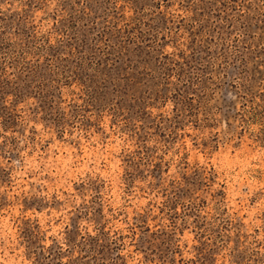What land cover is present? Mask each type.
Segmentation results:
<instances>
[{"label":"rangeland","instance_id":"obj_1","mask_svg":"<svg viewBox=\"0 0 264 264\" xmlns=\"http://www.w3.org/2000/svg\"><path fill=\"white\" fill-rule=\"evenodd\" d=\"M0 264H264V0H0Z\"/></svg>","mask_w":264,"mask_h":264}]
</instances>
